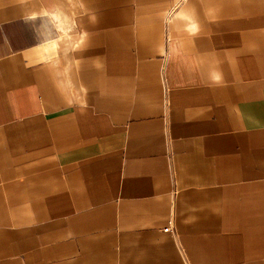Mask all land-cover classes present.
<instances>
[{"label": "crops", "instance_id": "1", "mask_svg": "<svg viewBox=\"0 0 264 264\" xmlns=\"http://www.w3.org/2000/svg\"><path fill=\"white\" fill-rule=\"evenodd\" d=\"M0 264H264V0H0Z\"/></svg>", "mask_w": 264, "mask_h": 264}, {"label": "built area", "instance_id": "2", "mask_svg": "<svg viewBox=\"0 0 264 264\" xmlns=\"http://www.w3.org/2000/svg\"><path fill=\"white\" fill-rule=\"evenodd\" d=\"M165 232H171V227L165 229Z\"/></svg>", "mask_w": 264, "mask_h": 264}]
</instances>
